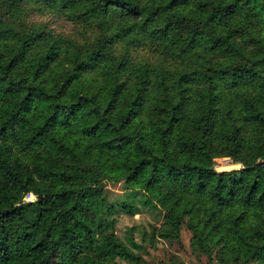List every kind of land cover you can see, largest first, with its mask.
Here are the masks:
<instances>
[{
	"label": "trees",
	"instance_id": "16d2710c",
	"mask_svg": "<svg viewBox=\"0 0 264 264\" xmlns=\"http://www.w3.org/2000/svg\"><path fill=\"white\" fill-rule=\"evenodd\" d=\"M184 227L264 264V0H0V264H151Z\"/></svg>",
	"mask_w": 264,
	"mask_h": 264
},
{
	"label": "rangeland",
	"instance_id": "374dc122",
	"mask_svg": "<svg viewBox=\"0 0 264 264\" xmlns=\"http://www.w3.org/2000/svg\"><path fill=\"white\" fill-rule=\"evenodd\" d=\"M36 16L35 18H37ZM54 26L58 30H67L70 25L63 20H56ZM236 164L229 157H219L215 161V167L218 171H225L231 169L241 168L242 165L239 164V167H233ZM149 223H157L152 216L146 212L144 214H136L131 216L129 214L122 215L119 220L118 228L119 230H124L127 226H136L135 234L139 238V229L143 227L150 230ZM191 232L184 227L181 232V238L176 240H166V239H155L153 242H146L147 252H143L142 256L151 264H174L176 259L177 262H183L184 264H218L210 260L204 254H196L191 248Z\"/></svg>",
	"mask_w": 264,
	"mask_h": 264
},
{
	"label": "built area",
	"instance_id": "2783aa9c",
	"mask_svg": "<svg viewBox=\"0 0 264 264\" xmlns=\"http://www.w3.org/2000/svg\"><path fill=\"white\" fill-rule=\"evenodd\" d=\"M237 164V163H236ZM215 167V166H214ZM216 168V167H215ZM34 194L31 192L27 195L26 199L29 200V201H32L34 199Z\"/></svg>",
	"mask_w": 264,
	"mask_h": 264
}]
</instances>
